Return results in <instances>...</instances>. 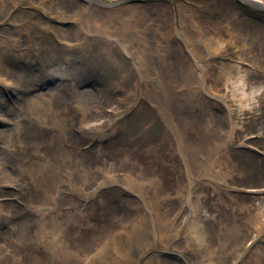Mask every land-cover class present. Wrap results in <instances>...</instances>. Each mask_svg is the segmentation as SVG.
Wrapping results in <instances>:
<instances>
[{"label": "rangeland", "instance_id": "1", "mask_svg": "<svg viewBox=\"0 0 264 264\" xmlns=\"http://www.w3.org/2000/svg\"><path fill=\"white\" fill-rule=\"evenodd\" d=\"M260 1L0 0V264H264Z\"/></svg>", "mask_w": 264, "mask_h": 264}, {"label": "bare ground", "instance_id": "2", "mask_svg": "<svg viewBox=\"0 0 264 264\" xmlns=\"http://www.w3.org/2000/svg\"><path fill=\"white\" fill-rule=\"evenodd\" d=\"M146 55H148V57H149V61L151 63L150 65L152 66V68L153 69H156V66L152 65L153 62H154V60H155L154 59V56H152V54H148V53ZM180 69H181V72H182V75L181 76L178 74V71H176V64L173 61V58L172 57H168V64L165 67V70H164V67L161 64L158 63V71L159 70H163V71H160L159 72L158 76H159L160 79H162L161 80L162 81L161 83H163V87H165L166 90L164 89L165 90V94H164L163 91H161V92L160 91L157 92V90L154 91V95L157 98L156 100L159 101L160 104L163 105V106H165V105H166V107H169L170 106L172 108V110L175 111V114L176 115H174V116H177V118L180 117V116L177 114L176 110L178 111L179 109H186V108L180 102L181 101L180 100L181 98L178 95V93H176V91L169 86V82L171 80H174L175 83H178V82H180L183 79L184 75L190 74V72L187 71V70H185V68L184 69L180 68ZM179 78H181V79H179ZM184 80H186V79H183L182 82H184ZM151 85H153V84H151ZM181 116H182V114H181ZM179 121L181 123V132H182V135L186 139H188V140L190 139L191 140V137H199V136H201V130H202L203 126H202V123H201V121L199 119H197V118H191L190 120H187L184 123H183V121L181 122V119H179ZM65 123L66 122H61L59 124V127H60V137H61V139H65V136H66V128L67 127H66ZM68 136H71V135L68 133ZM65 154L66 153H63V152L62 153L61 152L58 153L57 156H53L52 161L49 160L48 163L46 162L42 166H37L36 169L35 168L34 169H30L28 171L29 174L32 175V176H34V177H38V175H39L40 176V180H41V178H43L42 177V173H43V171L45 169L46 170L52 169L54 171V176L55 177H56V175H60V173H62L63 171L65 172V170L67 168H68V170H71L70 159L67 158V155H65ZM55 163H58V164L56 166H52V164H55ZM48 172L50 174L52 173L51 171H48ZM48 172H47V174H48ZM34 180L36 181V183L39 181V179H34ZM141 181H143V180H141ZM129 182L131 183V181H129ZM36 183H35V185H36ZM223 232H225V231H223ZM223 232H222V234H223ZM225 233H227V232H225ZM234 245H233V247H234ZM230 246H232V245H230ZM128 252H131L130 249L128 250Z\"/></svg>", "mask_w": 264, "mask_h": 264}]
</instances>
